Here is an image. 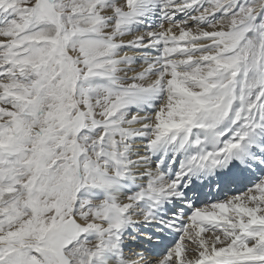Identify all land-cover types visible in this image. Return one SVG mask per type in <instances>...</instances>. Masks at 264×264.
Wrapping results in <instances>:
<instances>
[{
    "label": "snow or ice",
    "instance_id": "obj_1",
    "mask_svg": "<svg viewBox=\"0 0 264 264\" xmlns=\"http://www.w3.org/2000/svg\"><path fill=\"white\" fill-rule=\"evenodd\" d=\"M0 264H264V0H0Z\"/></svg>",
    "mask_w": 264,
    "mask_h": 264
},
{
    "label": "bare ground",
    "instance_id": "obj_2",
    "mask_svg": "<svg viewBox=\"0 0 264 264\" xmlns=\"http://www.w3.org/2000/svg\"><path fill=\"white\" fill-rule=\"evenodd\" d=\"M236 191H243V188H240L238 190H234L233 191V194H235ZM208 201H211V200H216V199H223V194H220L219 196L213 194L211 197H208L206 198ZM198 206H202L200 204H198Z\"/></svg>",
    "mask_w": 264,
    "mask_h": 264
}]
</instances>
